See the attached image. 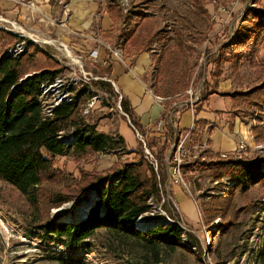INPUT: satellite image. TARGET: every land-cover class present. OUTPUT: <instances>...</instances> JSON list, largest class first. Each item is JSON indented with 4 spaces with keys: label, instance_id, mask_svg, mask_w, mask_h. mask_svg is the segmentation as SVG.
<instances>
[{
    "label": "rangeland",
    "instance_id": "374dc122",
    "mask_svg": "<svg viewBox=\"0 0 264 264\" xmlns=\"http://www.w3.org/2000/svg\"><path fill=\"white\" fill-rule=\"evenodd\" d=\"M198 1L206 10L205 13L197 7L195 0H128V12H122L128 19L126 27H122V34L134 26L136 14L154 17L156 35L151 38L148 48L155 46L158 51L155 53L173 47L181 39H184L193 50L192 78L184 93L179 96L169 95L170 76L163 81L153 80L154 70L150 69L142 77L148 89L164 98V101L169 95L167 103L173 99L186 100L188 90L192 89L194 92L199 85L203 94L206 84L212 82L211 72L216 69H220V74L223 73L225 77L228 75L232 77L231 90L238 93H243L264 81V35L258 42L255 41L254 35L259 31V22L264 24V0ZM43 2L47 4L49 1H40ZM154 11L157 12L156 15L151 14ZM30 13L33 22L22 18L19 3L15 4L14 8L0 7V16L4 19L0 20V28L17 34L22 41L30 42L28 45L32 44L31 46L44 50L62 65V70L56 78L60 81L58 85L64 83V86L49 91L47 102H54L62 93H68L78 101L77 119L114 140L123 139L124 145L123 149L121 145V148L76 159L72 156L71 148L65 155L50 156L44 152L52 159L56 173L43 182L42 195L37 206H32L17 190L0 180V264H149L153 259L139 246V242L114 232L97 230L91 237L72 248L64 238L47 239L38 227L49 219L74 223L86 215L87 212L74 221L66 218L74 216L84 199L82 194L79 195V202L73 198L76 192L73 190L74 184L77 183L81 172L120 167L122 162L134 159L136 150L153 165L156 162L155 167L157 160L154 156L155 151L146 147L151 157L144 145L142 143L139 145L140 133L132 128L128 118L118 108L121 98L115 85L111 83L112 87H107L92 83L104 78L109 79L98 72L99 61L92 62L79 58L77 56L79 53L72 51L70 48L72 44L69 43L67 47L81 63L75 64L58 50L56 45L34 41L26 33L13 28L21 26L35 35L44 37L45 40L59 39L55 18L46 21V17L40 16L37 9L36 12L30 10ZM100 39L108 42L105 45L111 48L119 43L117 41L114 45L113 37H105L103 31L100 33ZM248 45H256L257 50L253 57L261 65L262 71L250 68ZM119 47L124 61L134 58L135 54L128 57L124 54L121 43ZM104 48L106 49L105 46ZM156 59L157 56L153 55L154 62ZM107 64L108 62L102 66ZM102 72L106 73L104 68ZM222 78L219 77V80ZM82 79L86 83L82 82ZM242 114L245 118L243 139L246 148L237 154L242 158L264 161V142H257L252 132L257 115L255 112L250 114L247 111H243ZM213 135L214 138L218 136L216 133ZM209 153L210 149L206 145L196 157L186 156L183 163L194 161L196 166L209 164L213 160ZM226 155L224 153L221 156ZM196 166L192 170L181 166L183 181L178 183L173 181L174 177L171 176L169 168L166 169L165 177L160 184V196L153 197L154 203L161 205L166 215L155 213L152 219L165 223L169 218L172 222L166 224L180 225L188 233L193 234L194 238L196 237L200 247H193L183 236V243L188 249L178 247L171 251L161 247L159 254L161 261L157 264H264V181L255 183L243 192L240 185L232 189L234 180L231 181L229 176L215 178L213 169H200ZM79 185L77 183L76 189ZM172 185H179L192 202L190 206L181 204L182 212L184 215L187 214L189 219L181 214L170 190ZM92 189L85 192L86 199ZM230 190L233 192V207L224 219L220 217V212L209 204L211 198L219 197ZM61 196L68 201L54 204ZM89 203L91 202L87 203L86 210ZM145 254L146 257H143Z\"/></svg>",
    "mask_w": 264,
    "mask_h": 264
},
{
    "label": "trees",
    "instance_id": "16d2710c",
    "mask_svg": "<svg viewBox=\"0 0 264 264\" xmlns=\"http://www.w3.org/2000/svg\"><path fill=\"white\" fill-rule=\"evenodd\" d=\"M195 2L197 7L205 13L206 10L202 8L199 1L195 0ZM107 11L112 17L119 13L111 6H107ZM125 20H127L126 17ZM260 22L259 31L254 33L256 42L260 41L264 35V24ZM133 27L122 35V49L126 56H129L131 50L137 53L145 51L151 38L156 35V21L152 15L136 14ZM20 40L22 38L17 34L0 28V180L17 190L32 206H37L42 195L43 182L56 173L52 159L44 152L50 156L65 155L71 148L72 156L76 159L121 148V145L123 149L124 143L123 139L114 140L104 133L96 132L91 129V125L77 119L78 101L75 98L76 103L63 101L51 117L44 118L37 99L40 86L53 83L61 72L62 65L44 50L31 46L32 44L16 57L6 53ZM248 49L250 68L262 71L261 65L253 57L256 54V45H248ZM154 55L157 59L152 64L153 80L163 81L170 76L169 94L175 97L184 93L193 72L191 46L181 39L173 47H167L163 52L154 53ZM220 73V69L211 72L212 82H208L204 88L202 103L206 102L208 95L219 93ZM81 81L85 82L83 79ZM92 83L112 87L109 81L102 79ZM226 95L231 99L230 113L233 116L243 121L245 119L243 111L250 114L256 113L257 118L252 132L256 141L263 143L264 81L243 93L229 91ZM119 104L131 123L140 131L146 147L155 151L156 167L145 160L139 150H136L134 159L122 162L120 167L81 172L77 181L80 184L79 187L77 186L76 189L77 183L74 184L75 201H80L81 194L86 199L85 192L89 189L93 188L95 191L93 204L88 208L86 215L74 223L49 219L38 227L47 239L64 238L72 248L91 237L97 230L114 232L139 242V246L153 259L149 264H157L161 261L159 258L161 247L171 251L178 247L188 249L183 243V236L193 247H200L196 237L194 238L193 234L188 233L180 225L166 224L152 218L153 222L150 225L148 224L151 221L138 222L140 216L150 210L149 199L160 196V184L166 174L167 161L172 157L170 149L179 132L168 127L167 131L159 137L147 140L133 119L129 102L122 97ZM200 110L201 105L195 108V115ZM165 115L164 112L161 117L164 118ZM205 126L204 120H194L189 132L192 143L201 142ZM70 132H73L74 139L67 143L60 134L67 137L66 135ZM141 143L139 141V145ZM209 154L213 157L209 164L196 166V162L193 161L183 163L182 167L188 170L194 169L195 166L200 169L211 168L215 178L227 175L232 179L231 181L234 180L232 189L240 185L243 192L255 183L264 181V161L242 158L237 153L226 155V157L211 151ZM67 201V198L61 196L56 199V202L54 201V204ZM209 205L219 211L220 217L225 219L233 207L232 190L222 193L219 197L211 198ZM143 257H146V254Z\"/></svg>",
    "mask_w": 264,
    "mask_h": 264
},
{
    "label": "crops",
    "instance_id": "0c3cea01",
    "mask_svg": "<svg viewBox=\"0 0 264 264\" xmlns=\"http://www.w3.org/2000/svg\"><path fill=\"white\" fill-rule=\"evenodd\" d=\"M28 1L4 0L3 2L0 1V7L2 9L14 8L15 4L19 3L21 5L22 18L32 21L33 16H31L30 9L26 5ZM56 2L57 0H51L47 4L45 2H37L38 8L36 9L39 11V15L45 16L46 21L51 20L50 18H55V23L58 24L55 26L59 36L58 40L66 46L69 43L72 44L70 48L72 51L79 53L77 55L79 58L89 59V53L93 49L98 50L99 62L97 65L99 69L97 70L101 75L109 78L102 80L109 81L115 85L121 98L124 97L129 102L133 119L138 124L145 139L157 138L159 137L157 135L161 134L160 132L163 134L168 127H171L179 132L175 140L178 136L189 134L184 140V145L186 148H190L193 144L197 145L198 143L191 142L189 132L193 127L194 120L201 119L206 122V126L202 132L199 144H206L211 152L219 154L231 155L239 151L238 144L244 138L245 125L239 117L230 113L231 99L226 95V92L232 91V77H229V75L225 77L222 75L223 73L220 74V77L224 78L220 79L218 83L219 93L208 95L206 102L202 103L201 101L202 93L200 101L192 106L182 99H173V101L167 103L166 100L169 99L170 94L167 95V99L164 102H159L155 98V96L159 95L148 89L142 78L145 73L152 69L154 55L152 49L147 47L141 53L131 50L129 56L135 54L134 58L125 61L123 59L122 62L104 48L108 42H103L100 39V33L103 31L105 37H113L114 45L118 41L121 43L122 48V27H126L128 19L125 20L124 15H122L118 1L67 0V12H63L64 9L57 5ZM107 6L118 10V15L112 17L107 11ZM61 22H64L65 29L59 24ZM117 28L119 29L117 30ZM108 55L111 57L109 58ZM104 60L108 62L106 66H102ZM103 68L106 73L102 72ZM200 105L201 110L195 115L194 110ZM164 112L168 115L167 119L161 117ZM126 117L128 122H131L128 115ZM160 119L164 123L161 129L157 130L156 125ZM134 128L140 133L138 128L135 126ZM214 133L218 135L216 138H214ZM170 190L181 214L186 219H189L187 214L184 215L182 212L181 204L190 206L192 202L179 185L170 186Z\"/></svg>",
    "mask_w": 264,
    "mask_h": 264
},
{
    "label": "built area",
    "instance_id": "2783aa9c",
    "mask_svg": "<svg viewBox=\"0 0 264 264\" xmlns=\"http://www.w3.org/2000/svg\"><path fill=\"white\" fill-rule=\"evenodd\" d=\"M40 1H49L51 2V0H29L26 5L28 6V8L30 10H32V12H36V8H37V2ZM56 1V0H55ZM118 1V5L120 7V10L123 13H127L128 12V7H129V2L128 0H117ZM57 3L59 4V6H61L63 9V12H67V6H68V2L67 0H57ZM150 13V12H149ZM151 14L156 15L157 12L154 11ZM61 26L64 27L65 29V24L64 22L59 23ZM169 29V27H168ZM170 30V29H169ZM55 42H57L58 44H60V46H66L63 42L59 41V40H54ZM30 42H25L20 40L19 42H16L15 45L12 48H9L7 50L6 53H8L10 56L16 57L17 55L21 54L28 46ZM118 43L116 46H114L113 48H111L109 45H105L106 49H108L116 58H118L120 61L123 62V56L121 53V49L119 47ZM153 53L158 52L157 49L155 48V46L151 47ZM89 59L92 62H98V50L97 49H93L90 53H89ZM107 62L104 60L103 64H106ZM106 79V78H104ZM60 83L59 79H55V81L51 84H41L40 86V94L38 95V101L41 105V109H42V115L44 116V118L47 117H51L54 113V111L62 104L63 101L68 102V103H72L75 102L74 98H72L71 96H69L68 93H62L60 96H58V98L51 103L47 102V96H48V92L49 91H53L55 90V88H61L64 86V83L58 85ZM54 87V88H53ZM50 88H52L50 90ZM200 96H201V87L200 85L197 86L196 90L193 92L192 89L188 90V96L187 99L185 101H187V104H189L190 106H192L193 104L197 103L200 101ZM121 98V96H120ZM156 100L159 102H163L164 98L159 97V96H155ZM76 103V102H75ZM118 108L121 110L120 108V104L118 103ZM123 113V112H122ZM125 115V113H123ZM127 116V115H125ZM164 118H168V115H165ZM163 120L160 119L157 122L156 125V129L160 130L161 126L163 125ZM129 124L132 126L133 129L134 126L131 124V122H129ZM138 134V133H137ZM75 135V134H74ZM67 137H64L63 134H60L61 138L65 139V142L69 143L72 142L74 139L73 136V132H70L69 135H66ZM189 136L188 133L184 134L183 136H178V138L176 140H174V143L172 144V147L170 149V151L172 150V157L167 161V168H169L170 172H171V176L174 177L175 183H178L179 181L182 182V177H181V166L184 162V159L186 156L188 155H192L193 157H196V155L198 153H200V151H202L206 145L205 144H193L190 148H186L184 145V140ZM140 140L141 142L144 144V148L146 150V152L149 154V156L152 157V155L149 153V151L147 150L146 146H145V142L142 138V136L140 135ZM245 142L244 139H242L239 144H238V149L239 151L245 149ZM222 156L224 154H221ZM156 162H154L155 165ZM172 181V182H173ZM164 201V200H163ZM148 203L150 204V210L148 212H146L144 215L140 216V218L138 219V221L144 217V218H153L155 216V213H160L163 215H166L165 211H163L161 209V205H157L156 203H154V199L150 198ZM168 217V216H166ZM171 220L165 221V223H170ZM172 222V221H171Z\"/></svg>",
    "mask_w": 264,
    "mask_h": 264
},
{
    "label": "bare ground",
    "instance_id": "6f19581e",
    "mask_svg": "<svg viewBox=\"0 0 264 264\" xmlns=\"http://www.w3.org/2000/svg\"><path fill=\"white\" fill-rule=\"evenodd\" d=\"M0 20H4L1 16H0ZM13 28H15L16 30L18 31H21V32H24L27 34V36L31 37L34 39V41H41V42H45V43H50V44H54L56 45V47L58 48V50H61L65 56H67L68 58L72 59L71 61L74 62L75 64H81L80 61L78 60V58H76L74 55H72L70 49L67 47V46H60V44H58L57 42H54V40H45L43 39L42 37L38 36V35H35L27 30H25L24 28H22L21 26H13ZM53 46V45H52ZM54 88V87H53ZM52 88H50L51 90ZM144 145V144H143ZM95 198V194L93 192V190L89 191L88 192V195H87V199H83L81 201V204L77 207L76 211H75V214L74 216H68L66 217L67 219L71 220V221H74L75 218L83 215L85 212H86V205L88 202H92V200ZM78 205V204H77ZM140 220H143L145 222H149V221H152V220H147L146 218L142 217ZM139 220V221H140ZM138 221V222H139ZM137 226H138V223H137ZM139 227V226H138Z\"/></svg>",
    "mask_w": 264,
    "mask_h": 264
},
{
    "label": "water",
    "instance_id": "95a60500",
    "mask_svg": "<svg viewBox=\"0 0 264 264\" xmlns=\"http://www.w3.org/2000/svg\"><path fill=\"white\" fill-rule=\"evenodd\" d=\"M93 190V192H94V194H95V191H94V189H92ZM83 195V194H82ZM93 204V200H92V202L91 203H89L88 204V206H87V210H88V208L91 206ZM87 210H86V212H87ZM85 216V215H84ZM83 216V217H84ZM83 217H80V218H78V219H82Z\"/></svg>",
    "mask_w": 264,
    "mask_h": 264
}]
</instances>
